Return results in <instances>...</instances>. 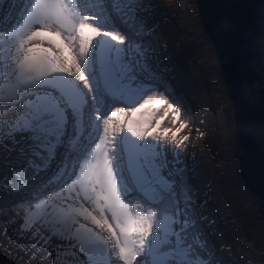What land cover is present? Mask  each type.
Returning a JSON list of instances; mask_svg holds the SVG:
<instances>
[{"label": "snow or ice", "instance_id": "snow-or-ice-1", "mask_svg": "<svg viewBox=\"0 0 264 264\" xmlns=\"http://www.w3.org/2000/svg\"><path fill=\"white\" fill-rule=\"evenodd\" d=\"M151 13L149 0H0L3 252L50 264H233L194 183L188 149L200 129ZM254 17L264 28V9ZM214 27L234 31L228 17ZM254 87L264 92L243 78L233 89L237 129L264 145Z\"/></svg>", "mask_w": 264, "mask_h": 264}, {"label": "rangeland", "instance_id": "rangeland-1", "mask_svg": "<svg viewBox=\"0 0 264 264\" xmlns=\"http://www.w3.org/2000/svg\"><path fill=\"white\" fill-rule=\"evenodd\" d=\"M149 23L159 24V44L185 96L194 127L189 153L195 152L194 183L208 201L216 221L215 242L231 248L233 264H259L264 259V205L241 180L237 160L234 109L213 46L200 23L195 0H149ZM203 133V135H201ZM9 170L0 158V175ZM11 197H0V230L7 222ZM11 227V224H9ZM51 257L29 260L0 250V264H50Z\"/></svg>", "mask_w": 264, "mask_h": 264}, {"label": "water", "instance_id": "water-1", "mask_svg": "<svg viewBox=\"0 0 264 264\" xmlns=\"http://www.w3.org/2000/svg\"><path fill=\"white\" fill-rule=\"evenodd\" d=\"M200 23L218 56L219 67L234 109L239 174L252 195L264 204V145L242 138L237 129V107L233 89L243 78L252 85H264V28L254 13L264 9V0H195ZM228 17L234 31L217 32L214 22ZM258 107L257 119L264 116L259 104L264 92L252 89Z\"/></svg>", "mask_w": 264, "mask_h": 264}, {"label": "clouds", "instance_id": "clouds-1", "mask_svg": "<svg viewBox=\"0 0 264 264\" xmlns=\"http://www.w3.org/2000/svg\"><path fill=\"white\" fill-rule=\"evenodd\" d=\"M197 6V5H196ZM197 12H198V10H197ZM203 26V25H202ZM204 28V27H203ZM205 30V29H204ZM206 32V31H205ZM207 35V34H206ZM211 46H213L212 44H211ZM213 49H214V46H213ZM214 53H215V56H216V52L214 51ZM217 60H218V56H217ZM218 65H219V62H218ZM221 69V68H220ZM226 88V87H225ZM232 102V101H231ZM241 176V175H240ZM242 180V179H241ZM263 204V203H262ZM264 205V204H263Z\"/></svg>", "mask_w": 264, "mask_h": 264}]
</instances>
